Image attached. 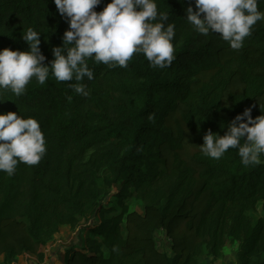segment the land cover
<instances>
[{
	"label": "trees",
	"instance_id": "16d2710c",
	"mask_svg": "<svg viewBox=\"0 0 264 264\" xmlns=\"http://www.w3.org/2000/svg\"><path fill=\"white\" fill-rule=\"evenodd\" d=\"M156 3L165 24L175 25L170 67H151L143 54L127 68L89 58L87 96L51 71L19 97L0 90V113L37 119L47 144L37 165L0 171L3 264L25 254L42 260L61 225L75 228L91 216L96 222L64 249L63 264H198L203 253L217 259L226 238L238 244L235 264H264V154L260 165L244 166L238 149L219 160L199 149L209 129L224 135L246 108L253 118L264 114V20L234 50L219 33L204 36L186 21L194 0ZM258 7L264 11V0ZM29 27L41 32L47 64L69 27L53 0H0V50H27L21 37ZM108 193L116 202L105 206ZM257 205L253 223L248 212ZM156 231L165 232L170 253L158 248Z\"/></svg>",
	"mask_w": 264,
	"mask_h": 264
},
{
	"label": "clouds",
	"instance_id": "9594fccd",
	"mask_svg": "<svg viewBox=\"0 0 264 264\" xmlns=\"http://www.w3.org/2000/svg\"><path fill=\"white\" fill-rule=\"evenodd\" d=\"M53 2L69 25L62 46L52 49L54 59L45 64L41 32L29 27L21 37L29 45L27 50H0V90H10L19 97L33 77L43 85L51 71L58 82L74 79L76 83L69 87L87 96V85L81 82L85 77L94 79L87 64L89 58L110 68H127L134 54H143L151 67L160 69L170 67L175 59V25L165 24L168 14L158 12L156 0H110L99 12L95 9L102 0ZM194 5L189 3L185 9L186 21L193 29L204 36L219 33L234 50L241 49L253 26L264 20L259 0H194ZM67 99L71 101L72 97ZM199 149L216 160L229 149H238L244 166L260 165L264 114L253 118L252 107L246 108L227 125L224 135L209 129ZM46 151L45 134L37 119L24 118L15 111L0 113V171L11 176L20 163L37 165Z\"/></svg>",
	"mask_w": 264,
	"mask_h": 264
},
{
	"label": "rangeland",
	"instance_id": "374dc122",
	"mask_svg": "<svg viewBox=\"0 0 264 264\" xmlns=\"http://www.w3.org/2000/svg\"><path fill=\"white\" fill-rule=\"evenodd\" d=\"M88 154L85 155V159ZM118 186L112 187V192H116ZM102 204L105 206L113 205L116 202V198L111 196L110 193L102 197ZM129 208L142 211V207L138 201H131L129 199ZM260 214V205H257L256 209L249 211L248 215L251 217L253 223L256 222ZM96 222L95 218L91 216L90 220H82L80 224L73 228L69 225H61L59 230L52 236V238L43 247L44 257L39 260L33 255H22L14 258L15 264H63L64 249L73 244H79L86 236V227L93 225ZM88 235L94 236L93 233ZM156 243L159 249L170 253V240L166 237L164 231H156L155 233ZM237 242H233L230 238H226L222 247L220 255L217 259H212L211 256L203 253L198 258V264H235V252L237 249ZM14 262V261H13ZM18 262V263H17Z\"/></svg>",
	"mask_w": 264,
	"mask_h": 264
},
{
	"label": "crops",
	"instance_id": "0c3cea01",
	"mask_svg": "<svg viewBox=\"0 0 264 264\" xmlns=\"http://www.w3.org/2000/svg\"><path fill=\"white\" fill-rule=\"evenodd\" d=\"M25 255H31V254H25ZM20 256H22V255H20ZM15 263H16V260H14L13 264H15ZM0 264H3V256L0 257Z\"/></svg>",
	"mask_w": 264,
	"mask_h": 264
}]
</instances>
